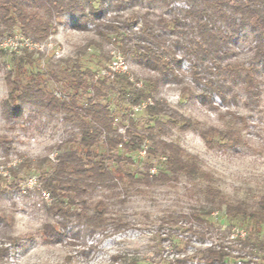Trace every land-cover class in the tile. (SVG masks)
Instances as JSON below:
<instances>
[{
	"label": "trees",
	"instance_id": "trees-1",
	"mask_svg": "<svg viewBox=\"0 0 264 264\" xmlns=\"http://www.w3.org/2000/svg\"><path fill=\"white\" fill-rule=\"evenodd\" d=\"M127 2L137 0H101L100 4L98 0H0V34L13 36L18 32L32 41L41 42L57 32L55 21L65 15L74 16L78 28L86 29L93 23L97 32L119 45L125 55L131 53L139 64L159 74L150 79V91H138L131 98L135 105L156 93L164 79L183 84L186 98L193 97L194 88L202 85L200 95L203 101L215 109L219 108L213 106L214 97L229 104L237 96L233 88L236 81L242 83L249 99L259 95L258 66H264V0H188L187 6L180 7L179 12L170 18L146 10L142 14L133 11L121 20L105 19L108 4L120 9ZM245 29H249L254 37L251 56L248 61L231 59V41ZM20 52L14 57L13 67L6 76L9 86L6 114L12 119H20L23 105H33L49 114H64L66 120L75 123L79 133L78 139L58 145L56 161L43 159L48 163L47 169L41 168L40 162L28 159L11 170L14 177H18L23 168L27 172H37L43 189L52 198L46 209L55 220L46 221L42 226L46 242L62 240L73 220L81 223L90 235L121 232L132 227L131 221L111 211L108 197L92 199L99 188L113 189L125 178L132 186L169 183L181 175L212 178L202 168L197 155L155 134L156 126L165 128L164 123L156 118L165 113L161 103L146 106L147 113L155 121L147 132L128 128L123 134L116 126L109 103L102 101L105 90L112 87L108 79L95 80L93 70L83 69L78 59H60L61 70L50 69L51 78L61 86L63 96L59 97L46 83V73L35 71V52L29 48ZM184 59L190 63L195 87L184 83L185 75L181 72ZM128 78L126 75L120 77L132 86ZM220 112L229 114L233 123L226 129L205 126L182 115L172 118L174 124L180 125L181 131L197 130L209 148L223 145L230 139L236 146L241 145V131L247 127L246 117L230 110ZM131 124L134 125L132 121ZM148 139L152 143L148 156L161 154L165 158L163 168L151 173L154 165L150 163L144 173L123 170L120 164L132 163V159L118 150L122 147L126 152H139ZM3 192L5 188L0 185V194ZM205 195L213 201L218 199V208L226 205L225 214L232 221L247 218L254 221L258 233L261 231L264 196L258 202V209L251 211L244 202H227L219 191L212 188H207ZM212 213L211 209H203L199 214H168L161 218L160 228L166 227L167 233L177 232L178 235L181 227L203 237L205 234L198 230L199 225L194 221L208 224L206 216ZM0 223L8 224L5 213H0ZM7 239L9 245L6 241L0 242V264H6L10 257V245L15 248L23 242L18 236ZM237 248L240 252L233 255L232 251ZM198 252L206 264H226L229 257L240 259V264H264V239L248 236L233 240L232 246L216 243ZM133 264L138 263L134 261ZM178 264L187 263L178 261Z\"/></svg>",
	"mask_w": 264,
	"mask_h": 264
},
{
	"label": "rangeland",
	"instance_id": "rangeland-1",
	"mask_svg": "<svg viewBox=\"0 0 264 264\" xmlns=\"http://www.w3.org/2000/svg\"><path fill=\"white\" fill-rule=\"evenodd\" d=\"M187 4L188 0H137L135 3L127 2L120 9L108 4L105 19L121 20L133 11L142 14L146 10L170 18ZM75 21L74 16L65 15L55 21L58 30L46 41L30 39L44 50L29 48L35 52L34 69L46 73L49 88L59 97L63 96L61 86L50 73V69L61 70L60 59H78L83 69L93 70L97 80L101 78L99 71L110 63L113 52H120L127 62L128 72L119 75L117 80H109L112 87L105 90L106 96L102 97V101L110 105L116 126L122 131L136 128L139 132H147L155 121L143 105L149 100L161 103L165 113L156 118L164 123L165 128L156 126L155 134L197 155L202 168L212 178L181 175L178 180L153 186H132L125 178L113 189L99 188L92 199L108 197L111 211L131 221L132 227L121 232L90 235L81 223L73 220L62 240L46 242L42 226L46 221L55 220L46 209L52 198L43 189L37 172H27L23 168L19 176L14 177L11 170L28 159L35 163H42L45 158L56 161L58 145L78 139V128L74 122L66 120L64 114H49L33 105H23V117L20 119H12L6 114L7 72L13 67L14 57L28 48L25 42L28 38L18 32L13 36L0 34V185L5 188V192L0 194V213H5L8 220V224L0 223V242L8 243L9 236L23 240L18 247L10 245L11 255L6 264H133L134 261L138 264H178V261L206 264L199 258L198 251L216 243L232 246L231 235L239 230H245L246 237L264 239V225L258 233L254 221L247 218L232 221L225 214L226 205L218 208V199L213 201L205 195V190L212 188L219 191L227 202H244L251 211L258 209V202L264 196V66H258L259 95L256 98L249 99L242 83L236 81L233 88L237 96L229 104L214 97L213 106L219 108L215 109L203 101L200 95L203 86L195 87L190 63L184 59L181 72L185 75L184 83L195 87L193 97L186 98L183 84L164 79L156 93L135 105L131 98L138 91H150V79L159 74L139 64L131 53L125 55L119 45L99 34L93 23L82 29L75 26ZM231 45V59L248 61L254 37L249 29L241 30L233 37ZM124 75L129 77L132 86L120 79ZM225 110L247 119V127L241 131L243 143L239 146L230 139L223 145L209 148L197 130L181 131L180 125L174 124L172 118L182 115L205 126L226 129L233 123L229 114H221L220 111ZM146 143L148 148L152 147L150 139ZM118 153L132 159V163L120 164L125 171L144 173L150 163L154 165L151 173L163 168L165 158L161 154L142 157L139 152H126L122 147ZM40 163L41 168L47 169L48 163ZM15 183L18 185L14 186ZM203 209L213 211L206 216L208 224L194 221L199 225L198 230L205 234L204 238L181 227L178 235L177 232L167 233L166 227L160 228L161 218L168 214H199ZM237 249L232 251L233 255L240 252ZM239 260L229 257L226 264H238Z\"/></svg>",
	"mask_w": 264,
	"mask_h": 264
},
{
	"label": "built area",
	"instance_id": "built-area-1",
	"mask_svg": "<svg viewBox=\"0 0 264 264\" xmlns=\"http://www.w3.org/2000/svg\"><path fill=\"white\" fill-rule=\"evenodd\" d=\"M26 45L28 46V48L31 49H37V50H42L44 51L39 44L34 43L32 41H30V39H26ZM128 66H127V62L125 60V58L123 57V55L120 52H113V57L110 61V63L106 66L103 67L99 73L98 76L104 79H108V80H115L119 75L121 74H126L128 71ZM137 85H139L140 83L137 82ZM152 104L151 100H149L148 102H146L143 107H146L147 105ZM119 131L123 134H125V131H122V129H119ZM148 153V145L147 143H144L141 147V149L139 150V154L142 155V157L146 156ZM152 172H155V169L152 170ZM246 237V232L245 230H239L237 233H234L231 235L232 240H236V239H244ZM241 261H239L238 264H240Z\"/></svg>",
	"mask_w": 264,
	"mask_h": 264
}]
</instances>
